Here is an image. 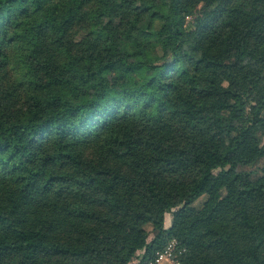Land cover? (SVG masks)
I'll use <instances>...</instances> for the list:
<instances>
[{
  "label": "trees",
  "instance_id": "16d2710c",
  "mask_svg": "<svg viewBox=\"0 0 264 264\" xmlns=\"http://www.w3.org/2000/svg\"><path fill=\"white\" fill-rule=\"evenodd\" d=\"M246 198L264 0H0V264H264Z\"/></svg>",
  "mask_w": 264,
  "mask_h": 264
},
{
  "label": "built area",
  "instance_id": "2783aa9c",
  "mask_svg": "<svg viewBox=\"0 0 264 264\" xmlns=\"http://www.w3.org/2000/svg\"><path fill=\"white\" fill-rule=\"evenodd\" d=\"M184 248L173 238L158 250L148 264H181Z\"/></svg>",
  "mask_w": 264,
  "mask_h": 264
},
{
  "label": "rangeland",
  "instance_id": "374dc122",
  "mask_svg": "<svg viewBox=\"0 0 264 264\" xmlns=\"http://www.w3.org/2000/svg\"><path fill=\"white\" fill-rule=\"evenodd\" d=\"M190 19H191V16L187 17L186 21L188 22ZM244 204L246 206H248V208L250 210L252 221L254 223H256L257 225H259L260 227L264 228V214L259 212V210L262 208V202L260 200H257L253 203H249L248 199L246 198L244 200ZM169 217H170V214H167L166 215V224H168ZM150 237H149V239H150ZM140 250L141 249H139L138 252Z\"/></svg>",
  "mask_w": 264,
  "mask_h": 264
}]
</instances>
